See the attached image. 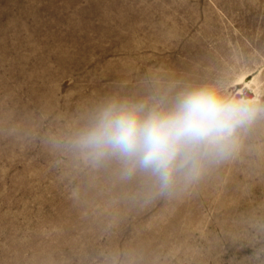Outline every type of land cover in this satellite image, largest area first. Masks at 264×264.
<instances>
[{
	"label": "rangeland",
	"instance_id": "374dc122",
	"mask_svg": "<svg viewBox=\"0 0 264 264\" xmlns=\"http://www.w3.org/2000/svg\"><path fill=\"white\" fill-rule=\"evenodd\" d=\"M202 85L264 107V0H0V264H264V112L171 195L72 147Z\"/></svg>",
	"mask_w": 264,
	"mask_h": 264
},
{
	"label": "clouds",
	"instance_id": "9594fccd",
	"mask_svg": "<svg viewBox=\"0 0 264 264\" xmlns=\"http://www.w3.org/2000/svg\"><path fill=\"white\" fill-rule=\"evenodd\" d=\"M264 107L233 100L213 86L179 93L171 106L109 103L72 141L94 164L115 159L125 177L137 172L155 179L159 195H171L178 182L197 181L213 163L239 146L238 130Z\"/></svg>",
	"mask_w": 264,
	"mask_h": 264
}]
</instances>
